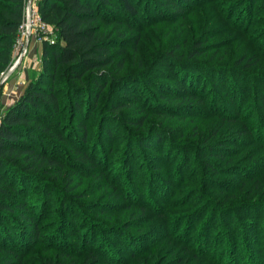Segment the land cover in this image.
Returning <instances> with one entry per match:
<instances>
[{
	"label": "rangeland",
	"instance_id": "obj_1",
	"mask_svg": "<svg viewBox=\"0 0 264 264\" xmlns=\"http://www.w3.org/2000/svg\"><path fill=\"white\" fill-rule=\"evenodd\" d=\"M138 2L136 23L103 22L123 67L97 103L67 108L63 141L40 145L58 165L24 183L38 233L18 213L10 233L0 222V264H264V0ZM26 25L0 114L53 33L33 21L6 75ZM124 91L132 99L113 109Z\"/></svg>",
	"mask_w": 264,
	"mask_h": 264
},
{
	"label": "trees",
	"instance_id": "obj_2",
	"mask_svg": "<svg viewBox=\"0 0 264 264\" xmlns=\"http://www.w3.org/2000/svg\"><path fill=\"white\" fill-rule=\"evenodd\" d=\"M153 1L161 7L179 2ZM37 6L40 20L50 25L53 33L40 37L39 71L0 114V222H8L10 233L14 229L11 217L18 213L32 235L38 233V227L24 183L31 177L30 170L58 165L56 156L40 145L63 141L61 123L67 108L78 115L97 103L100 93L114 80L112 70L123 67V56L116 58V37L103 22L126 17L136 23L143 16L138 0H38ZM24 21L25 0L1 2L0 82ZM122 98L113 109L132 99L126 91ZM81 122L78 139L85 143L86 133L81 131L85 123Z\"/></svg>",
	"mask_w": 264,
	"mask_h": 264
},
{
	"label": "water",
	"instance_id": "obj_3",
	"mask_svg": "<svg viewBox=\"0 0 264 264\" xmlns=\"http://www.w3.org/2000/svg\"><path fill=\"white\" fill-rule=\"evenodd\" d=\"M32 2H33V0H28V7H29L30 10H31V7H32ZM30 40H31V28H29V30H28L26 42H25L24 49H23L22 53L20 54L18 60L15 62L13 67L10 68V70L8 71V73L6 75L10 74L16 68V66L19 64V62L21 61V59L23 57V54L26 52V49H27V46L30 43ZM1 85H2V82H0V87H1Z\"/></svg>",
	"mask_w": 264,
	"mask_h": 264
},
{
	"label": "built area",
	"instance_id": "obj_4",
	"mask_svg": "<svg viewBox=\"0 0 264 264\" xmlns=\"http://www.w3.org/2000/svg\"><path fill=\"white\" fill-rule=\"evenodd\" d=\"M30 9H29V7H28V16H27V18H25V20H27V25H26V27H27V32H28V30H29V28H31V26H32V22L34 21V22H36V19L38 20H40V17H37V18H33V17H31V16H29V13H30ZM25 22V21H24Z\"/></svg>",
	"mask_w": 264,
	"mask_h": 264
}]
</instances>
